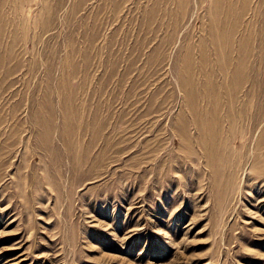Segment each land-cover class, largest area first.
<instances>
[{
  "label": "rangeland",
  "instance_id": "obj_1",
  "mask_svg": "<svg viewBox=\"0 0 264 264\" xmlns=\"http://www.w3.org/2000/svg\"><path fill=\"white\" fill-rule=\"evenodd\" d=\"M0 264H264V0H0Z\"/></svg>",
  "mask_w": 264,
  "mask_h": 264
}]
</instances>
